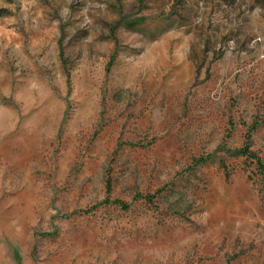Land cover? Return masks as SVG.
Instances as JSON below:
<instances>
[{"label":"rangeland","instance_id":"374dc122","mask_svg":"<svg viewBox=\"0 0 264 264\" xmlns=\"http://www.w3.org/2000/svg\"><path fill=\"white\" fill-rule=\"evenodd\" d=\"M246 146L264 0H0V264H264Z\"/></svg>","mask_w":264,"mask_h":264},{"label":"trees","instance_id":"16d2710c","mask_svg":"<svg viewBox=\"0 0 264 264\" xmlns=\"http://www.w3.org/2000/svg\"><path fill=\"white\" fill-rule=\"evenodd\" d=\"M244 152L246 154H250L251 156H253V158H255L258 161L260 167L262 169H264V164L262 163L261 158L255 152H252L248 146L245 147ZM111 186H112L111 185V179H108L107 182H106V187H107V192H109V193L111 192L110 191L111 190Z\"/></svg>","mask_w":264,"mask_h":264}]
</instances>
